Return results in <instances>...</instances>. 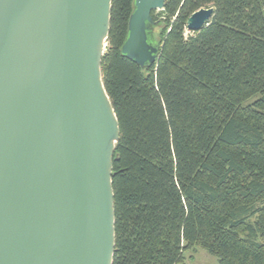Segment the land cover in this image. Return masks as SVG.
I'll return each mask as SVG.
<instances>
[{
  "label": "trees",
  "instance_id": "16d2710c",
  "mask_svg": "<svg viewBox=\"0 0 264 264\" xmlns=\"http://www.w3.org/2000/svg\"><path fill=\"white\" fill-rule=\"evenodd\" d=\"M133 2L112 0L101 64L120 129L112 264H181L195 246L264 264V0H165L148 67L121 53Z\"/></svg>",
  "mask_w": 264,
  "mask_h": 264
},
{
  "label": "water",
  "instance_id": "95a60500",
  "mask_svg": "<svg viewBox=\"0 0 264 264\" xmlns=\"http://www.w3.org/2000/svg\"><path fill=\"white\" fill-rule=\"evenodd\" d=\"M112 0H0V264H112L119 122L102 80ZM134 0L121 53L159 55ZM214 9L187 20L199 31Z\"/></svg>",
  "mask_w": 264,
  "mask_h": 264
},
{
  "label": "rangeland",
  "instance_id": "374dc122",
  "mask_svg": "<svg viewBox=\"0 0 264 264\" xmlns=\"http://www.w3.org/2000/svg\"><path fill=\"white\" fill-rule=\"evenodd\" d=\"M161 29H162V25L160 27L156 25L153 30V35L157 43L159 40L158 38ZM217 263L218 260L215 256L208 253L202 247L195 246L193 249L185 252V259L181 264H217Z\"/></svg>",
  "mask_w": 264,
  "mask_h": 264
}]
</instances>
